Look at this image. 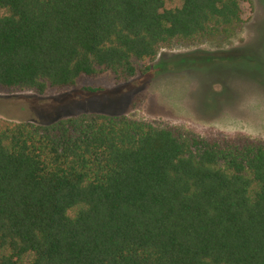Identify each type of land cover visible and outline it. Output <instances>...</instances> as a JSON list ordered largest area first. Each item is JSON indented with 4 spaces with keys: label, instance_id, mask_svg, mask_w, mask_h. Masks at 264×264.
Here are the masks:
<instances>
[{
    "label": "trees",
    "instance_id": "obj_1",
    "mask_svg": "<svg viewBox=\"0 0 264 264\" xmlns=\"http://www.w3.org/2000/svg\"><path fill=\"white\" fill-rule=\"evenodd\" d=\"M248 1L0 0V92L128 81L174 41L234 38ZM0 264H264V141L0 120Z\"/></svg>",
    "mask_w": 264,
    "mask_h": 264
},
{
    "label": "rangeland",
    "instance_id": "obj_2",
    "mask_svg": "<svg viewBox=\"0 0 264 264\" xmlns=\"http://www.w3.org/2000/svg\"><path fill=\"white\" fill-rule=\"evenodd\" d=\"M181 5L182 0H165L169 9ZM243 18L246 23L234 38L174 41L147 62L150 72L125 82L106 75L44 95L0 92V120L47 124L98 112L177 126L205 137L240 135L264 141V0L244 3Z\"/></svg>",
    "mask_w": 264,
    "mask_h": 264
}]
</instances>
